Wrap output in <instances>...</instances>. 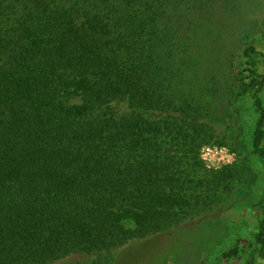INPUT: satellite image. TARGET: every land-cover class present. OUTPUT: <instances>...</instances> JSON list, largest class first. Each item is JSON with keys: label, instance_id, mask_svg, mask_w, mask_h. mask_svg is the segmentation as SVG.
I'll return each instance as SVG.
<instances>
[{"label": "trees", "instance_id": "trees-1", "mask_svg": "<svg viewBox=\"0 0 264 264\" xmlns=\"http://www.w3.org/2000/svg\"><path fill=\"white\" fill-rule=\"evenodd\" d=\"M235 1L0 0V264L107 251L204 204L182 191L163 122L109 104L161 109L177 99L183 71L204 69L206 94L183 98L212 105L226 85L220 45ZM255 56L264 57L245 50L241 73L254 83L251 148L264 168ZM255 207L264 215V192ZM255 242L264 264V217Z\"/></svg>", "mask_w": 264, "mask_h": 264}, {"label": "rangeland", "instance_id": "rangeland-1", "mask_svg": "<svg viewBox=\"0 0 264 264\" xmlns=\"http://www.w3.org/2000/svg\"><path fill=\"white\" fill-rule=\"evenodd\" d=\"M235 6L237 13L229 21L233 34L222 36L220 45L226 85L215 88L212 105L193 101L192 107L183 98L189 90L192 96L206 94L204 69L183 71L176 86L177 99L161 109L133 110L123 99L109 104L118 115L141 113L147 120L163 122V146L175 153L169 161L184 174L181 189L202 197L204 204L162 231L135 236L107 251L72 254L50 264L261 263L255 235L264 215L255 205L264 192V168L251 148L257 119L249 97L253 80H244L246 73L241 71L246 67L247 48L264 55V0H236ZM223 28L228 30L226 24ZM204 56H196L197 63H205L208 58ZM252 64L264 78V57L255 56ZM208 75L213 77L211 72ZM260 95L264 103V85Z\"/></svg>", "mask_w": 264, "mask_h": 264}]
</instances>
